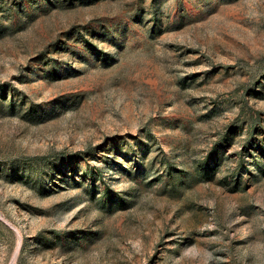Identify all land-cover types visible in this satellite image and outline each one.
Here are the masks:
<instances>
[{
    "label": "rangeland",
    "instance_id": "1",
    "mask_svg": "<svg viewBox=\"0 0 264 264\" xmlns=\"http://www.w3.org/2000/svg\"><path fill=\"white\" fill-rule=\"evenodd\" d=\"M0 264H264V0H0Z\"/></svg>",
    "mask_w": 264,
    "mask_h": 264
},
{
    "label": "bare ground",
    "instance_id": "2",
    "mask_svg": "<svg viewBox=\"0 0 264 264\" xmlns=\"http://www.w3.org/2000/svg\"><path fill=\"white\" fill-rule=\"evenodd\" d=\"M19 239H20V238H19ZM19 239H18V240H19ZM21 239H22V238H21ZM19 241H20V240H19ZM19 241H18V244L20 243ZM20 246H21V245H20ZM20 246H19V247H20ZM16 250H19V249L17 248ZM16 254H17V252H16ZM14 255H15V254H14ZM15 256H16V255H15ZM13 257H14V256H13ZM13 260H14V258H13ZM12 263H13V262H12Z\"/></svg>",
    "mask_w": 264,
    "mask_h": 264
}]
</instances>
